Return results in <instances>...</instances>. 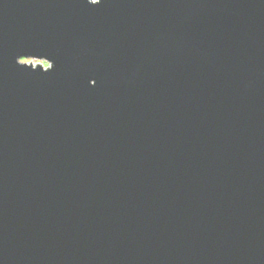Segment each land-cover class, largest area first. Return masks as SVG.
I'll list each match as a JSON object with an SVG mask.
<instances>
[{
    "label": "water",
    "instance_id": "water-1",
    "mask_svg": "<svg viewBox=\"0 0 264 264\" xmlns=\"http://www.w3.org/2000/svg\"><path fill=\"white\" fill-rule=\"evenodd\" d=\"M0 264H264V0H0Z\"/></svg>",
    "mask_w": 264,
    "mask_h": 264
},
{
    "label": "snow or ice",
    "instance_id": "snow-or-ice-1",
    "mask_svg": "<svg viewBox=\"0 0 264 264\" xmlns=\"http://www.w3.org/2000/svg\"><path fill=\"white\" fill-rule=\"evenodd\" d=\"M101 2H102V0H92L91 5H99ZM26 63H30V61H27L24 59H21L19 61V64H26ZM93 81H94V83H96L95 80H93Z\"/></svg>",
    "mask_w": 264,
    "mask_h": 264
},
{
    "label": "clouds",
    "instance_id": "clouds-1",
    "mask_svg": "<svg viewBox=\"0 0 264 264\" xmlns=\"http://www.w3.org/2000/svg\"><path fill=\"white\" fill-rule=\"evenodd\" d=\"M92 2V0H89V3H91Z\"/></svg>",
    "mask_w": 264,
    "mask_h": 264
}]
</instances>
